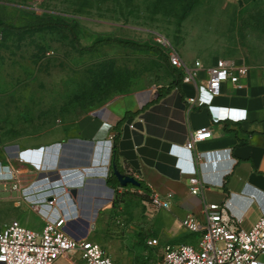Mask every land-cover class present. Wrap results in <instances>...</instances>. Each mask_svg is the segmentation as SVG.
I'll return each mask as SVG.
<instances>
[{
  "label": "rangeland",
  "instance_id": "374dc122",
  "mask_svg": "<svg viewBox=\"0 0 264 264\" xmlns=\"http://www.w3.org/2000/svg\"><path fill=\"white\" fill-rule=\"evenodd\" d=\"M63 23L75 27L80 43ZM0 24L26 28L0 27V160L16 156L20 178L27 172L23 151L85 138L105 106L166 76L153 51L119 44L86 49L99 39L168 49L159 41L166 38L189 62L264 61V0H0ZM142 192L115 190L90 239L107 250L106 242L116 243L128 260L127 250L147 248L150 264H159L172 241L160 235L161 215L148 214L151 196ZM178 230L181 242L199 236ZM150 238L159 245L149 247Z\"/></svg>",
  "mask_w": 264,
  "mask_h": 264
},
{
  "label": "crops",
  "instance_id": "0c3cea01",
  "mask_svg": "<svg viewBox=\"0 0 264 264\" xmlns=\"http://www.w3.org/2000/svg\"><path fill=\"white\" fill-rule=\"evenodd\" d=\"M164 50L168 63L155 56L165 65L166 76H156L154 85L105 106L97 125L87 128L85 138L60 143L55 153L45 150L42 162L32 160L38 167L24 165L27 172L19 177L22 189H29L35 199L42 200L52 185L61 195L54 214L67 218L66 230L73 237L90 238L106 218L104 210L115 191L103 174L104 159L110 153L111 160L116 138L123 172L134 173L153 193L171 202L169 209L156 214L161 215L157 219L160 235L172 241L167 244L184 243L178 230L180 220L189 214L202 218L205 202H227V216L245 229H251L264 216V61L247 63L243 58H227L248 66L243 87L227 82L210 106H199L190 102L198 95L197 85L184 82L183 72L171 65L169 50ZM196 60L208 66L217 59L186 62L194 64ZM170 67L180 74V84H175L178 76ZM204 80L206 72L202 71L199 82ZM199 128H211L213 136L190 152L184 145ZM199 154L203 155L200 160ZM14 159L16 156L0 160V170L7 172L3 166L13 167ZM193 168L203 183L198 195L191 192ZM0 189V229L13 219L31 229H43L44 210L40 212L23 191L12 190L10 182L0 181ZM105 244L117 264H150L147 248L127 250L128 260L120 256L116 243ZM260 260L264 264V254ZM54 264H82L80 251H72Z\"/></svg>",
  "mask_w": 264,
  "mask_h": 264
},
{
  "label": "built area",
  "instance_id": "2783aa9c",
  "mask_svg": "<svg viewBox=\"0 0 264 264\" xmlns=\"http://www.w3.org/2000/svg\"><path fill=\"white\" fill-rule=\"evenodd\" d=\"M159 41L168 47L169 61L174 68L183 72L184 82L197 85L198 95L190 98L191 103L210 106L221 94L227 82L243 87L242 81L249 73L245 63L218 58L208 66H205L201 60L188 64L166 38ZM202 71L206 72V80L200 83ZM134 126L132 125L133 128ZM212 136L211 128H199L189 135L184 147L192 152L199 142ZM47 148L39 149L40 162ZM23 152L19 155L21 162L34 167L39 166ZM197 158L200 160L203 155L199 154ZM104 160L103 174L108 175L110 153ZM3 169H7V172L0 170V181L10 182L12 190L23 191L26 198H30L38 205L40 212L44 210L46 223L40 231L25 226L19 219H13L5 224L0 229V264H54L59 258L66 257L76 250L80 251L82 264H117L109 251L100 243L87 237L76 238L68 233L67 218L54 214L55 205L61 197L55 188H49L44 199H35L33 192L22 189L19 176L11 165H4ZM127 174L140 179L134 173ZM190 184L193 194L201 193L203 183L196 168L192 170ZM170 207L171 202L168 199L153 193L147 210L149 215L150 213L156 215L162 209ZM227 212V202H205L202 218L194 214L182 218L180 226L191 234L199 236L193 242L166 244L159 264H262L260 257L264 254V216L251 229H245L237 226L227 216ZM147 244L155 247L159 245V239L150 238Z\"/></svg>",
  "mask_w": 264,
  "mask_h": 264
},
{
  "label": "trees",
  "instance_id": "16d2710c",
  "mask_svg": "<svg viewBox=\"0 0 264 264\" xmlns=\"http://www.w3.org/2000/svg\"><path fill=\"white\" fill-rule=\"evenodd\" d=\"M50 25H53V24H41V25H38L36 27L37 28H41V27L50 26ZM61 25L63 27L68 28L70 30V32L73 34L74 39L76 40V42L80 43V39H79V37L76 34L74 26L66 24V23H63ZM1 26L9 28V29H14V30L26 29V28H14V27L6 25V24H0V27ZM107 44H119L121 46L134 48V49H137V50L153 51L154 53L158 54L162 58V60H164L166 63H168L167 62L168 58L166 56L165 50L160 48L159 46L150 45V44H144V43H138V42H134V41H130V40H123V39H119V38H103V39H99L92 46H90V47H88L86 49L96 50L100 46L107 45ZM170 69L173 72H175L177 74V76H178V80L175 82V84H180V82H181L180 74L178 72H176L174 68L170 67ZM58 150L59 149L55 148V146L53 148L48 147L46 149V151H48V152L54 151V153H55V151H58ZM23 154L27 158H29V159L32 158L31 160L36 159V161L39 162V160H40L39 157L41 155V151H39V149L38 150H28V151H24ZM114 163L118 166L119 169H121L123 171V167L121 166L120 161H119V149H118V139L117 138L115 139V143H114L113 150H112V158H111V162H110V172H111V174H109V177H108V184L110 186H112L115 190H117L118 188L121 187V185H120L117 177L113 173V164ZM56 185H58V184H55V186ZM49 188H53V186L49 185ZM128 188L140 189V190L143 191L142 193L145 196H147V197H150L153 194L152 189L150 188V186L148 184H146L144 181H142L141 187H135V186L129 185Z\"/></svg>",
  "mask_w": 264,
  "mask_h": 264
},
{
  "label": "water",
  "instance_id": "95a60500",
  "mask_svg": "<svg viewBox=\"0 0 264 264\" xmlns=\"http://www.w3.org/2000/svg\"><path fill=\"white\" fill-rule=\"evenodd\" d=\"M113 173L117 177L120 185L122 187H128L129 185L135 186V187H141L142 181L138 179L137 177L124 173L121 169L118 168V166L114 163L113 164ZM105 178V177H104ZM103 181L106 182V179H103ZM111 191L114 192L115 189L111 188ZM72 193L75 194L76 190L73 189Z\"/></svg>",
  "mask_w": 264,
  "mask_h": 264
}]
</instances>
